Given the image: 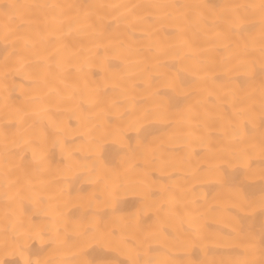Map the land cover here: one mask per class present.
<instances>
[{"label": "bare ground", "instance_id": "6f19581e", "mask_svg": "<svg viewBox=\"0 0 264 264\" xmlns=\"http://www.w3.org/2000/svg\"><path fill=\"white\" fill-rule=\"evenodd\" d=\"M0 264H264V0H0Z\"/></svg>", "mask_w": 264, "mask_h": 264}]
</instances>
